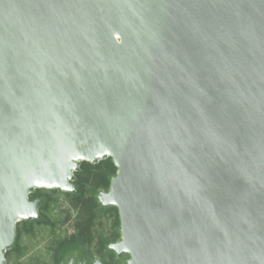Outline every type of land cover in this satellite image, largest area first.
<instances>
[{
	"label": "water",
	"instance_id": "1",
	"mask_svg": "<svg viewBox=\"0 0 264 264\" xmlns=\"http://www.w3.org/2000/svg\"><path fill=\"white\" fill-rule=\"evenodd\" d=\"M108 157L127 264H264V0H0V264Z\"/></svg>",
	"mask_w": 264,
	"mask_h": 264
},
{
	"label": "rangeland",
	"instance_id": "2",
	"mask_svg": "<svg viewBox=\"0 0 264 264\" xmlns=\"http://www.w3.org/2000/svg\"><path fill=\"white\" fill-rule=\"evenodd\" d=\"M48 196V202L40 208V221L32 220L25 224H16L14 248L6 253V264H54L55 246L74 231L77 209L71 202V196L61 189L40 188L38 191ZM90 193V192H89ZM91 227L92 238L86 248L95 258H101L104 264H127V253L117 256L106 246L120 239L119 213L116 208L100 210ZM47 219L45 222L43 219ZM108 241L103 245L102 240Z\"/></svg>",
	"mask_w": 264,
	"mask_h": 264
},
{
	"label": "trees",
	"instance_id": "3",
	"mask_svg": "<svg viewBox=\"0 0 264 264\" xmlns=\"http://www.w3.org/2000/svg\"><path fill=\"white\" fill-rule=\"evenodd\" d=\"M115 173L116 166L110 157L95 164L88 161H82L80 163V169L75 172V179L73 181L75 191L68 192V194L71 196L72 204L77 209V218L74 221V231L71 235L58 242L55 255L57 262L66 253L73 251L80 244L89 242L91 240V227L96 215V208L105 210L107 208L114 207L117 209L116 206H102L97 197L101 190L108 189L110 185V179ZM39 190L40 189H35V191L32 193V197L42 195L44 197V204H46L48 202V196L38 192ZM43 220L47 222L46 218ZM23 222L25 224L30 223L27 221ZM107 241V239L102 240L103 245H105ZM106 246L108 247L107 243ZM89 255L92 257L94 256L90 252ZM101 261L104 263L103 259H101Z\"/></svg>",
	"mask_w": 264,
	"mask_h": 264
},
{
	"label": "flooded vegetation",
	"instance_id": "4",
	"mask_svg": "<svg viewBox=\"0 0 264 264\" xmlns=\"http://www.w3.org/2000/svg\"><path fill=\"white\" fill-rule=\"evenodd\" d=\"M37 189H40V188H37ZM32 193L29 196V198L31 200H34V199H37V198H41L43 200L42 204L39 206V213H40V208H42L43 205H44V197L42 195H37V196L32 197ZM40 219H41V213H40V218L39 219H32V220H36L37 221V220H40ZM32 220L27 221V222L31 223ZM22 221H24V220H22ZM72 233L73 232H71L69 235H71ZM16 235H17V232H16ZM69 235H67V236H69ZM15 240H16V236H15ZM15 240H14V243H15ZM14 243H13V245H12V247L10 249L14 248ZM85 245H87V242L80 244L73 251H70V252L66 253L58 262L56 261V258H55L56 248H57V245H56L55 249H54V254H53V262H54V264H69L70 260H73V264H93V261L95 260V257L94 256L92 257V256L89 255L88 249L86 248ZM10 249H8L5 252V264H6V253Z\"/></svg>",
	"mask_w": 264,
	"mask_h": 264
}]
</instances>
